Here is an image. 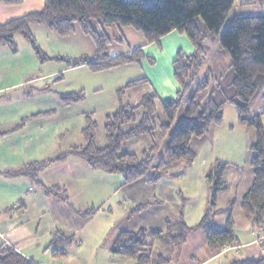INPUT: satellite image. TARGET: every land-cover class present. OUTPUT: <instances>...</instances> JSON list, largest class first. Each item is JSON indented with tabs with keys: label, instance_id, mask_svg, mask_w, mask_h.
<instances>
[{
	"label": "trees",
	"instance_id": "trees-1",
	"mask_svg": "<svg viewBox=\"0 0 264 264\" xmlns=\"http://www.w3.org/2000/svg\"><path fill=\"white\" fill-rule=\"evenodd\" d=\"M235 1L44 0L40 10L0 24V48L16 53L14 38L19 35L41 61L51 60L42 56L29 31L30 25L43 26L62 39L70 38L78 31L89 39L94 55H81L66 61L67 67H85L93 74L140 65L144 61L153 66L154 61L142 53L144 45L156 44L174 31L185 36L193 47L189 55L177 52L172 63L173 78L180 88L174 99L161 103L157 95L149 90L139 97L136 105L125 103L123 96L126 92L149 86L145 78L128 81L117 89V109L105 120L103 147L96 144L97 125L86 117L80 131V145H72L53 158L28 162L17 171L0 175L23 177L45 196L58 198L71 209L64 187L46 186L40 180V174L50 165L61 164L69 159L81 160L91 170L119 175L123 186L133 185L144 178L156 186L163 176L158 171L178 163L191 164L194 161L195 155L191 148L193 140L204 138L212 127L222 126L224 108L231 106L237 117V125L252 129L254 133L253 143L248 149L251 154L252 180L240 199L227 202L223 227L214 224V217L218 196L227 188L223 176L228 164L217 160L205 178L209 188L208 209L196 225L187 226L182 214L178 213L175 220L163 219V231L121 230L113 239L109 251L112 256L122 257L133 264H170L175 251L185 244L187 236L193 232L204 235L212 252L238 246L233 220L235 208L240 210L251 229H264V106L260 113L250 111L251 104L256 100L264 105V0H239L240 10L258 6V12L254 15H234L219 43L215 56L217 68L203 67L209 53L206 43H213L217 39ZM22 3L23 0H0L2 6ZM119 28H129L142 35L144 45L130 49L127 54L110 56L109 47L115 42L123 44L125 40L122 37H109L106 30ZM55 60L64 61L62 58ZM188 94L191 96L186 101ZM81 99V94L59 97L64 107L77 104ZM52 113L47 111L23 117L11 131L20 130L28 121ZM140 138H151L140 157L123 151L125 144ZM158 138L164 140L160 159L159 147L154 143ZM155 163L157 167L154 171ZM153 203L154 199L135 205L127 213L126 221L145 212ZM72 210L77 217L86 220L96 215L98 208L90 206L83 211ZM75 244V236L65 237L58 231L52 236L47 250H50L52 259L62 261L67 257V249ZM261 244L264 246V243ZM0 264L38 263L26 259L11 248H4L0 250ZM229 264H264V255Z\"/></svg>",
	"mask_w": 264,
	"mask_h": 264
},
{
	"label": "rangeland",
	"instance_id": "rangeland-1",
	"mask_svg": "<svg viewBox=\"0 0 264 264\" xmlns=\"http://www.w3.org/2000/svg\"><path fill=\"white\" fill-rule=\"evenodd\" d=\"M42 3L43 0H24V3L7 10L15 11L14 16L20 17L40 10ZM247 10L246 12L250 15L257 13L256 7ZM238 11V8L233 9L217 39L213 43H206L209 53L203 65L204 69L208 67L217 68L218 62H216L215 56L219 50L220 40L229 21ZM29 31L42 56L50 58L51 61H41L34 54L29 44L19 35L14 38L16 53H12L7 48H0V116H8L12 120H18L20 117L53 111L51 115L42 117L40 120H47L44 122H47L48 125L52 124L51 129L56 134H63L62 139L54 147L58 151L57 154L72 145L81 143L79 132L84 127L87 117L97 125L95 131L96 144L98 147H103L105 145L103 128L105 120L117 109L115 92L141 73L140 66L133 64L99 74L90 73L85 67L68 68L66 61L81 56L79 53L82 47L79 39L74 40L75 35L62 39L49 32L45 27L33 24L30 25ZM111 32L113 35L111 37L116 39L119 36L115 29ZM139 36L143 38L142 35L139 34ZM82 38L88 40L89 46H92L88 38ZM127 40L130 45L135 43V40L128 36ZM125 49L126 47L119 48L117 46L111 48L113 53ZM56 58H62L64 61L55 60ZM115 85H119V88ZM145 91V87H138L129 93L130 98L126 95L123 100L128 103L130 99V103H132L135 95H143L142 93ZM78 94L82 96L79 103L69 107L61 105L60 96ZM190 96L191 94L187 95L186 101L188 98L190 99ZM263 106L260 100H256L251 104L250 111L251 113H260ZM223 112L224 118L221 127H212L204 138L193 140L191 148L195 155L194 161L191 164L178 163L158 171L163 176L156 186H152L148 178L130 186H122L123 181L119 175H108L99 170L94 171L93 176L85 177L90 190L95 187L100 188V184L105 181L107 185L103 190L104 194L96 197V199L99 201L106 197V206L111 207L113 203V212H110L111 215L98 213L96 216L83 220L79 233L71 235L76 237L77 244L67 249L68 255L66 259L62 260L64 261L62 263L130 264L127 262L131 261L110 254L111 236L108 238L105 233H112V231H109V226L103 228L104 224L101 223L106 218H109L112 223L116 222L117 217L124 213V204L122 206L121 203L120 206L117 202L125 198H127L126 201L131 200L134 205L153 199L155 203L144 213L138 215L135 221L125 224L119 223L118 227L121 230H127L135 224H139L138 227H149V229L163 231V219L175 220L178 213L182 214L183 221L187 226L196 225L208 209L209 188L205 178L217 160L228 164V173L225 176V184L228 187L219 195L216 204L218 208L216 206V209L220 210L216 213L218 216L214 220L216 226L222 227L224 210L222 208L230 199L238 200L240 194L237 193L242 191V188H239L238 192L234 189L236 184H232L233 178L229 174L234 171L237 172L244 182L250 178L251 154L248 149L254 140L252 129L237 126L233 107L226 106ZM176 123L177 119L173 129ZM150 139L140 138L131 141L124 145L123 151L140 157L149 146ZM154 141L159 147L158 158L160 159L163 153L164 140L158 138ZM156 165L157 163L153 165L152 170H156ZM91 195L89 194V197ZM129 205L133 204L130 202ZM114 206L118 208L114 209ZM235 224L236 235L243 242L249 234L243 230L237 219ZM88 229L90 230L89 234ZM262 237L263 234L258 235L255 241L260 243ZM86 239L91 240V242H87Z\"/></svg>",
	"mask_w": 264,
	"mask_h": 264
},
{
	"label": "crops",
	"instance_id": "crops-1",
	"mask_svg": "<svg viewBox=\"0 0 264 264\" xmlns=\"http://www.w3.org/2000/svg\"><path fill=\"white\" fill-rule=\"evenodd\" d=\"M11 7L15 6L0 5V24L18 18L14 16L15 11L7 10ZM238 7L239 0H236L233 9ZM256 8L258 9V6H256ZM242 11L243 13H247L246 11L248 10L239 9L236 15H240ZM115 31H117L118 37H122L125 40V43H113L108 50L110 56L127 54L130 49L144 45V39L129 28H119L115 29ZM106 34L109 37L113 36L111 30H106ZM127 36L135 40V43L130 45ZM75 37L74 40L79 39L80 46L82 47L79 54L93 56V45L89 46L88 40H83V36H80L78 31ZM113 46L119 48L126 47V49L113 53V50H111ZM179 51L189 55L193 52V47L185 36L175 31L161 38L156 44L144 45L142 49L143 55L152 59L154 65L150 66L146 61L142 62L139 65L141 73L138 74L135 79L145 78L149 83L148 87L142 86L146 89L145 93L152 90L161 103L174 99L177 92L180 90L179 85L173 78L172 71V63L175 60L176 53ZM115 86L119 88V85ZM134 90L126 92L123 99L126 95L130 98L129 93H132ZM140 96L141 95L138 94L135 95L132 100L133 102L130 103L129 99L128 103L136 105ZM22 118L23 117H20L18 120H12L8 116H0V135L4 133L7 134L3 137L0 136V174L17 171L28 162L48 160L55 157L58 152L54 147L57 145L58 141L62 139L63 134H56L51 129L52 124L48 125L47 122H44L47 120H40V118L33 119L28 121L22 129L12 132L11 130H13ZM94 171L96 170L91 172L87 165L81 160L69 159L67 162L61 164L50 165L40 174V180L46 186L60 185L64 187L70 205L72 209L76 211H83L93 206L98 208L96 215L98 213L111 215L110 212H113V203L110 207L106 206V197L99 201L96 199V197H100L104 194L103 190L107 185L105 181L100 184V188L95 187L91 190L86 184L85 177L93 176ZM227 171L226 169L223 176L224 182L226 173H228ZM250 174V178L247 179L246 182L240 179L241 177L235 171L229 174L230 177L233 178L232 184H236L234 189L238 192L239 188H242V191L237 193L240 194L239 199L250 186L252 173L250 172ZM142 181L144 180H141V182ZM240 184L242 185L240 186ZM89 194L92 195L89 197ZM126 199L127 198L117 202L120 206L121 203L122 206L124 204V213L120 217H117L115 223L110 222L109 218L101 222L104 224L103 228L109 226V231H112V233H105V236L108 238L111 236V243L121 231L120 227H118L119 223H130L135 221V218L138 217L136 216L132 220L126 221L127 213L136 205H134L131 200L128 199L126 201ZM130 202L133 205H129ZM216 206L218 208V205ZM225 207L226 205L222 208L224 209L223 221L221 223L222 227L224 224ZM117 208L118 207L114 206V209ZM72 209L58 198L45 196L38 187L31 185L30 182L23 177L9 178L0 175V250L11 248L26 259H30L38 264H56L57 262L58 264H63L64 261L52 259L50 250H47V246L52 236L58 231L65 237H69L73 234L77 235V233H79L83 220L77 217ZM219 210L220 209H217V213ZM217 216L216 214L214 220ZM241 217L240 210L235 208L233 211L234 223H236L237 219L243 230L249 234L245 237L243 242H241L236 235L239 240L238 246L212 252L207 246L204 235L201 232H193L187 236L185 244L179 250L175 251L170 264H229L232 261L257 259L264 255V246L255 241L258 235H264V229H251L250 225ZM138 226L139 224H135L126 231L135 232L138 229H149V227L144 228ZM217 227L222 228L220 225H217ZM89 232L90 230L88 229V234ZM89 239H86V241L91 242ZM127 263L133 264L132 262Z\"/></svg>",
	"mask_w": 264,
	"mask_h": 264
},
{
	"label": "built area",
	"instance_id": "built-area-1",
	"mask_svg": "<svg viewBox=\"0 0 264 264\" xmlns=\"http://www.w3.org/2000/svg\"><path fill=\"white\" fill-rule=\"evenodd\" d=\"M260 240H261L260 243H264V235H263V237Z\"/></svg>",
	"mask_w": 264,
	"mask_h": 264
}]
</instances>
